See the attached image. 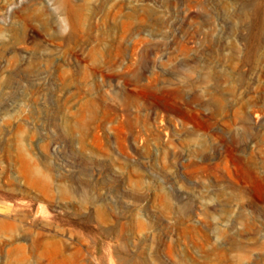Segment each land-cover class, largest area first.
<instances>
[{
    "label": "rangeland",
    "instance_id": "374dc122",
    "mask_svg": "<svg viewBox=\"0 0 264 264\" xmlns=\"http://www.w3.org/2000/svg\"><path fill=\"white\" fill-rule=\"evenodd\" d=\"M0 264H264V0H0Z\"/></svg>",
    "mask_w": 264,
    "mask_h": 264
}]
</instances>
